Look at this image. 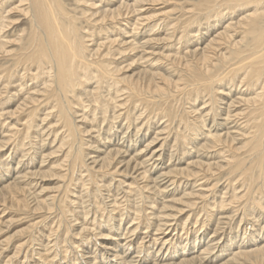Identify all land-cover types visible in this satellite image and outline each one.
I'll list each match as a JSON object with an SVG mask.
<instances>
[{"label": "bare ground", "instance_id": "bare-ground-1", "mask_svg": "<svg viewBox=\"0 0 264 264\" xmlns=\"http://www.w3.org/2000/svg\"><path fill=\"white\" fill-rule=\"evenodd\" d=\"M85 1H86V4L89 3L88 4L89 5L88 9H86L84 7H79V8L78 7H74V8L69 9L67 7V5L65 4V0H17L18 4L14 3V2L10 4L9 2H11V0H2V1L0 0V3H1L0 10L2 12V13H0L1 14L0 15V55L2 56V58L4 57L6 59L8 57L14 58L13 54H17L19 52L18 53L19 55L17 54L18 55V59H17L16 65H17V67L19 66V68L22 65H24V67H23L22 71L20 70V72H19V70H18V74H22L23 76L25 75L22 78L28 77V78H30L31 81L32 80H39V79L42 81V83H39L37 81V83H39L40 85L39 86L37 85L36 89H34L31 93H28L24 97L20 95L23 98L18 103L16 109L13 112H8V113H10L11 116H13V115L15 116L16 115L18 117V121H20V114L25 112L24 110H26V109H24V108H26L25 106H27V102L30 103V102L38 101L39 100L38 98H40V97H45V98L48 97L49 104H50V102H53V105H52L53 107L52 108L50 107V108L53 109L54 111H56V113H57V118L58 119L56 121V123H57L56 125L60 124L61 127L66 129V130L64 129L65 131H64V134L62 135L63 138H61L60 143H58L59 146H57L58 148L56 150V151H59L60 154L61 153L63 154V156H62L64 158L63 161L59 160L60 162H58L57 164H54V166H52V167H50L48 165L49 169H47V170H45L44 167H43L42 169H44V171L43 172L41 171V174L40 173L38 174L36 172V173H33L32 175H40V176H42L44 178H47V177L50 178V176H58V178H60V177L64 178L65 175H63L64 172L62 173L61 168H65L66 167V169L69 170V172H70V174L72 176H74L75 174L79 173V175H80L79 178L81 180L85 179V178H88L86 181L90 182V184H95V186L98 187L97 189L96 188L95 189L96 190L99 189V191L101 190V187H99V184H101L100 186H102V183L101 182L99 183V181L95 178V176H92L96 172L97 173H100V172L103 173L104 172L103 176H104V174H112L114 176L116 174H118V176L121 175V176H125V177L126 176H128V177L129 176H132V177L134 176V179L136 181H132L133 183H130L129 186H125V188L127 189L126 192H128V194L126 196L123 194L124 195L123 197L126 198V199H124L125 204H124V206H122L123 209L122 210L120 209V212H121L120 213V217H121V219L118 221V223H119L118 226L119 227L118 226L117 227L118 228L123 227L122 219H123V217L125 215L124 211L126 212V210L129 211V209H132L134 211V215L129 213L130 211L128 212L127 215L131 217V221H133V222L136 221V220L138 221L135 224V227L133 229H131V231H130V232H135L136 230H138L139 228H141V227H143L145 225L144 224L143 226L139 227V224L142 221V219L140 220V217L142 216V215L140 216V213L142 211L141 205L143 203L144 204L148 203V202H146L145 199L149 197V196H147V194H145L146 196L144 197V191L145 190H147V189H148V191L150 190L151 194L154 191H156L158 196H162L163 197L165 195L164 193H166L165 192L166 188L169 186V185H167L168 182H165V181H166L167 178H169V176L171 177V174H174V175L175 174H180V175L184 176L185 179L188 180L186 186L189 185V184H192V183H189V182H190L191 178H193L192 186H196L194 184L196 182H198V180H199L198 178L199 177L214 176L215 175V170L220 169V172H221L223 169H227L229 171V173L232 175V178H236L237 176H240L241 182L239 181V183L241 185L239 187H241V188L243 187V190L240 189L241 190L240 193H242V195L240 194V197H239V194H237V192H236L237 190L234 191L236 189V187L234 186V182H232L230 180V185H228V186H230V189L232 188L233 191L235 192L232 195L230 194L232 197L231 198H226L228 196V194H227V196L225 197L226 199L223 198L222 200L219 201V198L221 197V195H217V196H220V197L219 198L217 197L218 198V202H215L216 205L211 204L210 205L212 207L211 210H209L208 208L206 209V211H205L206 212V218H207V219L205 218L206 220H211L213 217H215V215L218 216L217 222L216 223L214 222L215 223V225H214L215 228L213 227L214 228L213 232H211L212 233L211 235L213 236V238L211 240H209L208 242L209 243L212 242V241L215 242L214 241L215 240V235L219 234L220 232L222 233V230L225 231L226 230V226H225L226 224H229V223L231 224V222L234 223L235 218H236V216H238V212H239L240 209H237L236 212H235L234 210L237 207L236 208L235 207L232 208L230 204H232L235 199L236 200L238 199V201H239V199L246 198L247 199V203H246V205L244 203V206L240 210V211H242V214L240 216L241 218H240L239 221L242 224H245L246 226L248 224H251V226L256 227V229H252V231H250V229H249L248 233L245 231L242 234V237L244 235L246 236V237H243V239L244 240L248 239V243H254V245H252V246H255V247L248 246V247H251V248H248L246 246L247 248H244L245 247L244 246L243 249H242V245L244 243L243 242L239 243L240 241L236 242L239 249L235 252V255H233L232 257L230 256V258H228L227 260H225L221 264H246V262L247 263L250 262V263H254V264H264V244L261 243L262 245H260V246H259V243L257 244V241L264 240L263 239L264 238V7L261 10L259 9L260 7H262L260 4L263 3V0H209V1H206V2L202 3L197 8V11L203 12L204 15L203 14L202 15L198 14L195 11L193 13V11H192L191 15H189V17L187 19L184 18L185 19L184 22L182 21L181 24H187V25L186 26L183 25L182 26L183 27L182 28L183 31L181 33L177 32V35L175 33V31L177 29L174 26H172L170 28H168V27L165 28V26H168V24L170 22L169 23L165 22V20H166V18L168 16L164 15L165 16L164 25H162V23H160V21L157 24H159V27L162 26L164 28V30L166 29L168 32L166 34H163L164 36L162 38H158V37L156 38V36H155V38L151 37L150 39H147V40H145L143 42H141L142 39H141V41L140 40H138V41L137 40L136 41L132 40L131 38H129L130 35L128 36V34H129L128 32H130V34H131V32H133V34H131V36L134 35L136 37V35H138L140 33L146 34L147 31H149L150 29H153L154 25L153 26L149 25V22H151L154 19V17L147 12L146 6H148V5L150 6L151 3H156V2L161 1V0H116V3H112L113 0H105L107 2H105L103 0H95V1H93V0L92 1L85 0ZM252 4H256V6L260 5V7L258 6L255 9L254 13L251 12L252 14H250V15L246 14V15L242 16L238 21L234 20L235 22L233 21L232 18H230L231 16H233L232 14L236 10L239 11V10H242L243 8L247 9V7H250ZM252 7H253V5H252ZM13 11H17V12L19 11V12L23 13L25 16L30 14L31 27L32 28H31V31H30V33H29V35H28V37L26 39H25V37L22 38V36L20 35V36L16 37L14 39V41L7 40V36L5 34H6V31H7V28L9 26H11V24H12V20H11L10 15H11V13ZM250 11L251 10H249V12ZM78 12L81 13L80 17L78 15ZM155 15H157V14H155ZM200 15L203 16L204 20H206V21L207 20L211 21V20L215 19V22H213L210 25L207 24L209 28H207V26H206L207 31H205V33L203 32L204 34L201 33L200 35L195 36V34L199 33L202 29L200 27L201 30L194 31L195 29L192 28L191 26H193L194 24H199V26H200V23H201L202 18H203V17L200 18ZM93 17H96V18H93ZM121 17H126L123 20L125 22L127 21L128 23H130L128 25H130V27H131V30H129L130 28L129 29L127 28L128 31H125V29L120 28L121 29V33L119 32L120 35L122 33L124 35L127 34L126 37L124 38V40L119 41V39H117V38L110 37L112 35L110 33V36L107 35L108 36L107 37V39H108L107 42L97 43L95 48H90L91 44L87 43L88 40L86 41V37L89 38V35L86 36L85 35L86 33L82 34V32H80L82 30V28L84 29V26H85V25L83 26V24H82V27L79 25L80 18H83V19L88 18L87 20H89V21H90L91 18H93V19H95V22H96V20H98V21L109 20L110 21V20H116V19L118 21L122 22V20H119V18H121ZM125 22H122V25ZM206 23H208V22H206ZM221 24H222L223 28L220 27L221 28L220 29L218 27ZM128 25H127V27H128ZM205 25L206 24L204 23L203 26H205ZM242 26H243V30H244V35L242 36L241 39L239 38L238 40H236L235 31H237L238 28L242 27ZM190 27L192 28V30L190 29ZM197 27H198V25H197ZM106 29H108V28H106ZM109 29H111V31H112V28H109ZM102 30H104V29H102ZM88 31H90V33H91V30H88ZM108 33H106V34H108ZM112 33H115V32H112ZM87 34H89V33H87ZM157 35H159V34H157ZM135 37H132V38H135ZM144 38H146V37H144ZM136 39H138V38H136ZM173 39H175V40H173ZM192 40H195L194 42H196V44L194 45L195 48L194 47H193V49L188 48L186 50V52H183V53H182V51L179 52L177 50V48H173V47L171 48V50H170V48H169V50L166 49V50H168L167 53H166L165 49H160L161 47L158 49L159 50L158 52H155V49L151 50V51H148V49H147L148 46H152V45H156V46L157 45H161L162 46V44H163L165 46V45H170L173 42H176L174 44L178 43L180 45V44L190 43V42H192ZM89 41H92V40H89ZM14 42L21 43L20 44V46H21L20 47V51H18L17 53H12V52H10L8 50L9 43H14ZM243 42H246V46H242L241 45ZM187 45H190V44H187ZM102 47L107 48L106 52L102 51ZM185 47H187V46H185ZM185 47H183V48H185ZM225 47H227V48H225ZM150 48H152V47H150ZM118 56H120V57H118ZM0 59H1V57H0ZM150 59H153V60H151V64L150 63L148 64L147 62ZM139 60H144L143 63H146L145 67L139 69V71H136V72L134 71L132 73H128V72H130L132 70L131 69L132 66L137 64L139 62ZM5 61H7V60H5ZM163 61H165V64H166V62H169L170 64H168V65H172V68L179 69L180 72L182 71L183 74H179L178 73L179 70H178L177 73L180 76L178 78H176L175 74H174L175 71L173 73V72H171L172 71L171 69L169 70L167 67H164L165 64L163 63ZM27 64L31 65L29 69H31L32 65H34V64L37 65L38 69L39 68L40 69L39 70L37 69V71H35L34 73L31 72V74H30V70L28 68H26V66H28ZM35 65H34V67H35ZM16 69H18V68H16ZM18 74H17V70H15V69L14 70H10V71H8L6 73V78H8L10 81L6 84V86L3 85V86H5L4 90L0 89V103H3L2 101H7V102L11 101V98L14 99L15 97H17V94H18L17 92L21 93L22 92L21 90H25V88L22 89L23 87H22V84L20 82L21 87L20 88L18 87L19 89L16 88L17 92L13 93V92H15L13 89H15V88L14 87L12 88V86H11L14 83V82L12 83L11 79L14 76H15L14 78L16 79ZM1 76H3V75H1ZM0 78H2V77H0ZM3 79H5V78H3ZM93 80L97 81L95 86H90L89 85L90 88H89V86H86L87 85L86 83L88 81H93ZM26 81L27 80H25V86L27 88H29L26 85V83H27ZM106 81L109 82V83H107ZM225 81H226L225 85L224 84L220 85V83H223ZM1 82H2V80H1ZM4 83H6V80H5ZM35 83H36V81H35ZM27 84H29V83H27ZM104 84H106V85H104ZM30 85H31V82H30ZM15 86H17V83H16ZM103 86H105V87H103ZM1 87H2V84L0 85V88ZM77 88H80V89L82 88L83 91L76 92ZM104 88H106V89L104 90ZM29 90H30V88H29ZM124 91H126V92H124ZM27 92H29V91H27ZM146 92H151L153 95L154 94H158L159 97H161L162 100H164L163 99L164 97L168 99L171 96L174 97L175 94L177 96V94L179 92H182L184 94V96H185V99L193 101L194 105H195L194 101H197L198 99H199V101H202V106H204L206 104H209V105H207V106H209L208 108L206 106H205L206 108L204 107L205 110H201L200 106H198L199 109L201 110V112L199 113V115L196 116V118H193L195 120H193L192 122H189L186 125L185 130H182L183 128L182 129L180 128V130H178L177 133L174 135L175 136V141H174V144H173L172 148H175L174 149L175 151H172L173 155L171 154L170 158H174L176 156V154L179 153V150L181 149V147H183L182 149H187V152H188L187 154L190 153L191 155L194 153V152L191 153L193 148L196 149V151L195 150L194 151L198 155L194 156L195 160H193L194 159L193 158L191 161H189L187 163L188 164L187 167H181V166L179 167V166H176V165L172 164V166H170V167L165 166V167L168 168L167 169L168 170L167 173H163V172L162 173L160 172L159 174L158 173L157 174L153 173V172L156 171L157 168H159L158 165L162 166V163H163V162L159 163V161L162 158V152L163 151L161 149H164V148H162V146H164L165 143H162L159 149L155 148L154 150L152 149L151 152H150V149L152 148V146H154V143L158 140V132L159 131L156 132V134L153 135L154 137H152L151 141H149L145 145V150L144 151L147 152L148 156L147 155L146 156L143 155L142 157H144V156L145 157L144 158L141 157L142 159L141 158L137 159V158L139 157L138 156L139 154L143 153V150L141 152L139 151L137 154H134V155H130L129 154L130 156H128L127 154L129 153V150L128 151L125 150V149L122 150L121 148H123V147H118L117 148L116 146L118 144L116 146L113 145L116 148H111L110 147L109 149H106L105 147H103L104 145L108 144V143H106V141H109V144L111 142V139H110L111 136L108 134L109 132H107L108 135H106V136H104V135L101 136L99 133L97 134V135H100V137L98 136L99 139H100V141H99L100 143L92 142L94 138H92V141H91L92 143L90 141H89L90 143L88 141H85L84 138H85L86 134L87 135L88 134H92V133L96 134V130H95V128H96L95 127V123L97 122L96 119L97 120H99V119L100 120L101 119H103V120L106 119L107 120V118L108 119L111 118L114 121V123H115V121H119V120L121 121L123 119L122 118L121 109H122L123 106H126V104L134 103V104H136V107L140 106V105H142V107H144L145 105L149 106L150 103H151L150 101H152V99L145 95ZM23 93L26 94L25 92H23ZM44 93L46 94V96L44 95ZM70 93L73 94V97L69 99ZM120 93H124L123 95L127 94V97L129 98V101H126V100L122 101V98H121L122 95ZM3 95H5V96L3 97ZM178 96H179V94H178ZM178 96H177V98H178ZM51 98L54 101H52V100L50 101ZM180 98H181V96H180ZM44 99H43V101H44ZM197 103H196V105H197ZM3 104H5V102ZM199 104H200V102H199ZM183 105H184V102H183ZM0 106H1V104H0ZM43 107H44V105H43ZM75 107H77V109H75ZM79 108L81 109L80 111H79ZM167 108H168V106H167ZM1 109L2 108H0V111H1ZM87 109H89V110H87ZM170 109H171V106H170ZM188 109H190V107H188ZM77 111H79V112L83 111L84 112L82 114V116L80 117L82 119V121H83L81 123L77 122L75 120V118H73V114H75ZM192 111H193V113L194 112L196 113L197 109H195V111L194 110H192ZM92 112H93V114H92ZM129 112H127V114H129ZM5 113H6V111H5ZM46 113H49V112H46ZM132 113H133V110H132ZM186 113H184V114H186ZM51 114H53L52 111L50 112L49 115L46 116L45 119L47 120L48 117ZM90 114H92V115H90ZM134 114H135V112H134ZM155 114H156V112H155ZM165 114H168V113H165ZM176 114H177V112H176ZM181 114H183V113H181ZM0 115L3 117L4 114L1 113ZM30 115L32 116L31 120L26 121L23 124V126L25 125V130L23 128L24 131L22 132V135L25 132L26 136H29L30 130H31V128H33V122L32 121H33V118H34L35 115H33L32 112L29 114V116ZM178 115H180V113H178ZM1 116H0V119L2 118ZM158 116H160V114ZM209 116H211L210 119H209ZM17 117L14 118V119H17ZM136 117H137V115H136ZM23 118H24V116H23ZM37 118L38 117H36V120H37ZM176 118H177V115H176ZM38 119H40V118H38ZM51 119H52V117H51ZM78 119H79V117H78ZM124 119L126 120L127 123L129 122V124L132 123V121H133V119L131 117L129 118V116L127 118L124 117ZM179 119H180V117L178 118V120ZM241 119H245V122L243 121V123H241V124L239 123L238 124L239 120H241ZM12 120H13V118H12ZM134 120H135V116H134ZM151 120H153V119H151ZM162 120H164V119H162ZM208 120H209L210 123H207ZM22 121L24 122V120H22ZM135 121H133V122H135ZM142 121H143V119H142ZM158 121H159V119H158ZM158 121H157V124H158ZM168 122L170 123V121H168ZM8 123L5 121L6 126H10ZM21 123H20V126H21ZM36 123H37V121H36ZM114 123L112 125H114ZM121 123H123V122H120V124ZM179 123H181V122H179ZM89 124H90V126H89ZM116 124L114 126V129L116 127ZM153 124H154V122H153ZM207 124L208 125L210 124V127H209V129L207 131H205V129H207L206 128ZM16 125L17 124L15 123L14 127ZM150 125H151V123H150ZM167 125H170V124H167ZM1 126H3V125H1ZM34 126H35V124H34ZM136 126H137V124H136ZM178 126H179V124H177V127ZM10 127H12V125ZM10 127H9V129L11 131V129L13 127L12 128H10ZM17 127H18V125H17ZM17 127H15V128H17ZM45 127L48 128V126H46V125H45ZM157 127H158V125H157ZM21 128H20V131L17 129V131H19V133L21 132ZM39 128H40V124H39ZM42 128L44 129V126ZM106 128H107V126H106ZM120 128H122L121 125H120ZM141 128H143V127L140 126V129H139L140 132L142 130ZM219 128L222 129V130H219ZM7 129H8V127H7ZM134 129H136V128L134 127ZM146 129H147V127H146ZM5 130H6V128H5ZM44 130H46V129H44ZM49 130L47 129V131H49ZM100 130H102L101 127H100ZM10 131H9V134H10ZM17 131H15L16 134L18 133ZM33 131H35V130H33ZM41 131H43V130H41ZM127 131H128V129H127ZM127 131H126V133H127ZM201 131H204L205 133L202 135L201 141L200 142H196V139L194 137L198 138V136H199L198 133L201 132ZM49 132L46 133L45 135L50 136L51 133H49ZM110 132H111V130H110ZM117 132H118V130H117ZM173 132H174V130H173ZM114 133H115V131H114ZM143 133H144V131H143ZM147 133H148V131H147ZM166 133H168V132H166ZM31 134H33V133H31ZM41 134L42 133H40V135ZM119 134H120V132H119ZM22 135H21V137H22ZM45 135H44V137H46ZM161 135H162V132H161ZM18 136H19V134H18ZM33 136H35V135H33ZM94 136L98 140V137H96V135H94ZM116 136H117V133H116ZM15 137H17V136H15ZM15 137H13V138H15ZM29 137H27V138H29ZM39 137H37V138H39ZM92 137H93V135H92ZM130 137H132V136H130ZM147 137H149V136L147 135ZM163 137H165V136H163ZM122 138H123V136H122ZM4 139H5V137H4ZM30 139H33V138H30ZM129 139L130 138H128V140ZM134 139H135V136H134ZM166 139L169 140L170 138L167 137ZM8 140H10V139H8ZM90 140H91V138H90ZM143 140H144V136H143ZM193 140L195 141V143L192 146H189L191 141H193ZM2 141H3V139L0 142V149L5 146ZM39 141H40V139L38 140V142ZM130 141H131V139H130ZM132 141H133V139H132ZM41 142L43 143V141H41ZM101 142H102V144H101ZM123 142H121V143H123ZM125 142H124V144H126V143L128 144V142H126V143ZM139 142H140V140H139ZM145 142H147V141H145ZM8 143H6V144H8ZM18 143H19V140L17 141V144ZM20 143H22V142H20ZM103 143H105V144L103 145ZM141 143H143V142H141ZM157 143H159V142H157ZM160 143H161V141H160ZM28 144L29 143H27V146H28ZM39 144H38V146H39ZM129 144H131V143H129ZM133 144H135V142ZM23 145H22V147H23ZM10 146H12V145L10 144ZM33 146H31V147L33 148ZM36 146H37V144H36ZM127 146L130 147L129 145H127ZM127 146L125 148H127ZM166 146L167 145H165V147ZM135 147H137V146H135ZM218 148H219V150H224V151L223 152L222 151L219 152V150H217ZM28 149H29V146H28ZM127 149H129V148H127ZM16 150H18V149H16ZM31 150L34 151L35 149H31ZM138 150H139V147H138ZM56 151L51 153L50 156L54 155V153H57ZM133 151H135V150H133ZM217 151H218V153H216ZM28 152L29 151H27V154H29ZM36 152H37V149H36L35 153ZM174 152H176V153H174ZM181 152L182 151H180V153ZM22 153H23V151H22ZM30 153H32V152H30ZM130 153H131V151H130ZM205 153H207V155ZM208 153H209V155H208ZM210 153H212L211 156H213L214 154L217 156V159H218L217 162H212L210 160V158H209ZM224 153H227L228 155L227 154L225 155ZM32 154H34V153H32ZM92 154L95 155V156H91ZM190 154H189L188 158H190ZM177 156H179V155H177ZM182 156H183V154H182ZM54 157H55V155H54ZM41 158H43V157L41 156ZM55 158H57V157H55ZM23 159H25V158H23ZM88 160H91V162L89 163ZM151 161H153V163ZM181 161L182 160H180V162ZM29 162H30V160H29ZM157 162H158V165H157V167H155V164ZM1 163L4 164V161L3 162L1 161ZM5 164L7 165V163H5ZM42 164H44V162ZM1 166H3V165L1 164ZM149 166H151V167H149ZM152 166H154V167H152ZM16 167H17V165H16ZM31 167L32 166H30L28 168H31ZM85 167H87V168L85 169ZM28 168H27V170H29ZM20 170H21V167H20ZM25 170H26V168H25ZM64 170L65 169H63V171ZM68 170H66V171H68ZM163 170H164V168H163ZM163 170L161 169V171H163ZM35 171H37V170H35ZM3 172L4 171H2V173ZM24 172H21V173L26 174ZM27 173H28V171H27ZM28 174H29V177H31L30 176L31 173H28ZM0 175H2V174H0ZM77 177L78 176H76V178ZM97 177L99 178L100 176L97 175ZM184 177H182V179ZM23 178H25L24 181H27L26 180L27 176H25ZM76 178H75V180H77ZM232 178H230V179H232ZM3 179H5L4 176H3ZM20 179L19 180L18 179H15V180L12 179L13 183L7 184L9 182L8 181L6 183V186H4L2 189H0V197L4 193H10V194H12L13 197L15 196V194H19L20 195L21 193L23 194L25 191L27 193V190L29 188L27 190H25L24 188H22V186L20 187L19 186V183L21 182ZM73 179H74V177H73ZM80 179H79V181H80ZM128 179H130V178H128ZM61 180H62V178H61ZM75 180H74V182H75ZM105 180L107 181V179H105ZM125 180L127 181L126 178H125ZM137 180H140V181H143V182L138 183L139 181H137ZM70 181H71V179H70ZM100 181H102L101 178H100ZM32 182H33V180H32ZM66 182H69V181L67 180ZM110 182H111V180H110ZM128 182H129V180H128ZM224 182H226V179H225ZM85 183H84V186L85 185L86 186L89 185V184H85ZM104 183H105V181H104ZM121 183H123V185H124L125 182L123 181ZM121 183H119V184H121ZM25 184H28V182L25 183ZM183 184H185V183H183ZM133 185L135 187H132ZM60 186H61V184H60ZM108 186H107V188H109ZM116 187H114V188H116ZM91 188H93V187L91 186ZM121 188H122V186H121ZM224 188L229 189V187H227V186L224 187ZM30 189H32V188H30ZM77 189H79V187ZM204 189H206V188H204ZM52 190L54 192V189H52ZM57 190H58V188H57ZM59 190H60V188H59ZM73 190H74V188H73ZM96 190H95V192H96ZM43 191L44 190H42L39 193H42ZM46 191L48 192V190H46ZM46 191H45V193H47ZM75 191H76V189L74 190V192ZM77 191L79 192V190H77ZM91 191H92V189H91ZM91 191H88L87 195H85V196L86 197L87 196H95V195H92L93 193H91ZM115 191H117V188H116ZM171 191L172 190H170V192ZM218 191H219V189H218ZM28 192H29V190H28ZM132 192H134L135 194L131 195ZM183 192L184 191H182V193ZM197 192H198L197 193L198 196H199V194H205L204 191H197ZM39 193L36 194V196H35V201H36V208L35 209L39 210V209L43 208V211H44V208H47L49 210L52 209L53 208L52 201H54V200L50 201L49 197L45 198V199H39L38 198L39 195L43 194V193L42 194H39ZM82 193L79 194V195L77 194L78 197H80L81 199L84 198L83 197L84 193L83 194ZM99 193H100V195H102L103 192L100 191ZM194 193L195 192H194V188H193V191H191L189 193H185L186 195L184 194L181 198H179L177 200H169L168 201V200L164 199L166 202L164 201L163 203H161L163 211L161 213H159L157 211L158 214H157V212H154V213L157 214V215L156 214H154V215H156L158 217V219H159V220L157 219L159 221L158 226H157L158 230H161V231L164 232L165 231L163 229L164 227H165V229L171 228L172 227V222L175 221L176 214L181 213V212L183 214V211H184L185 208L187 209V207L189 208V207H192L194 205V202L192 200L196 198V197L193 198L195 195L197 196V194L196 193L194 194ZM218 193L216 192V194H218ZM108 194L110 195L111 193H108ZM115 194H116V192H115ZM141 194H143V195L141 196ZM219 194H221V193H219ZM96 195H98V194L96 193ZM154 195H155V192H154ZM154 195H152V196H154ZM75 196H76V194H75ZM152 196H151V198H152ZM104 197L107 198V196H105V194H104ZM111 197L112 196H109V198H111ZM123 197H121V199ZM138 197L142 198V199H140V202H138ZM167 197H168V195H167ZM167 197H165V198H167ZM191 197L193 199H191ZM212 197H214V196H212ZM14 198H16V197H14ZM71 198H73V197H71ZM80 198H77L76 200L78 201ZM88 198H90V197H88ZM97 198H98V196H97ZM99 198H101V197H99ZM109 198H107V199H109ZM169 198H171V197H169ZM210 198L211 197H209L208 199H210ZM75 199L73 198V200H75ZM143 199L145 200V202L142 201L143 203L141 204V200H143ZM161 200H163V199H161ZM86 201L90 202L89 200H86ZM99 201L102 202V199L99 200ZM111 201H113V200H111ZM114 201L116 202V200H114ZM114 201L112 203H115ZM79 202L81 203V200L78 201L77 203H79ZM157 202H160V201L158 200ZM95 203H96V199H95ZM110 203L111 202H109V204ZM101 204H103V203H101ZM118 204L120 205V203H118ZM24 205L26 207L25 203H24ZM87 206L93 207L92 205H90V203L87 204ZM101 206H103V205H101ZM106 206H108V205H106ZM229 206L231 207V209H230L231 212L230 211L225 212V210H223V211L221 210L222 212H218V213L215 212L216 208L218 210V209H222V208H227ZM80 207H82L81 204H80V206L78 208H80ZM113 207H114V205H113ZM115 207H117V206H115ZM115 207L112 210H117V208H115ZM154 207H156V206H153V204H152V208L153 209H154ZM99 208H97V209L95 208L96 210H94L93 208L92 209H88L87 208L88 210L86 209L84 214L85 215H89L91 212L94 213L95 217L92 218V219L94 221H96V220H98L97 218L99 217L98 216L99 214L97 215V212H99ZM111 208H110V210H111ZM54 209H55V207H54ZM68 210L69 209H66V211H68ZM102 210H104V209H102ZM145 210H146V207H145ZM156 210H157V207H156ZM82 211H84V210H82ZM133 211H131V212H133ZM175 211H176V213H175ZM70 212H72V211H70ZM76 212L78 213V211H76ZM189 212H186V214L189 213ZM229 212H230V215H228ZM113 214H114V212H113ZM225 214H227V215H225ZM105 215H107V213ZM110 215L108 216V218H106L107 220H103L102 219V222L104 221L103 223H107V224H108V221L112 222L113 218L116 217V216H114V215L110 216ZM152 215L153 214H150V216H152ZM154 215H153V217H154ZM204 215H205V213H204ZM68 217L69 216H67V218ZM85 217H87V216H85ZM117 217H118V214H117ZM187 217L191 218L192 216H187ZM199 217L200 216H198V218ZM99 218L101 219V216ZM125 218H127V216ZM251 218L253 220H249ZM42 219H44V218H42ZM68 219H70V218H68ZM215 219H216V217H215ZM74 220H72V221H74ZM114 220H116V219H114ZM147 220H148V217H147ZM149 220H148V222H149ZM186 220H187V218H186ZM188 220L190 222V219H188ZM192 220L193 219L191 218V221ZM224 220H227L228 222H226ZM236 220H238V219L236 218ZM51 221H52V219H51ZM88 221H89V219H88ZM99 221H101V220H99ZM151 221L152 220H150V222ZM154 221L155 220H153V222ZM197 221H198V219L196 220V223H197ZM213 221H216V220H213ZM239 221H237V222H239ZM60 222H61V220H60ZM76 222H78V221H76ZM115 222H117V221H115ZM155 222H157V221H155ZM180 222H182V221H179V223ZM81 223H83V222H81ZM91 223H92V221H91ZM202 223H204V224H202L204 226L205 225V220L202 221ZM72 224H73V222H72ZM97 224L99 225V223H97ZM152 224H153L152 222H151V224L149 223V225H152ZM43 225H44V223H43ZM59 225H61V223ZM74 225H76V224H74ZM80 225H82V224H80ZM87 225H88V223H87ZM124 225H125V223H124ZM207 225L209 226V224H207ZM222 225H224V226H222ZM237 225H239V223ZM82 226H84L83 230L85 232V230H86L85 226L86 225H82ZM147 226H148V224H147ZM198 226H199V224H198ZM69 227H71L70 223H69ZM110 227H112V226H110ZM128 227H130V226H128ZM95 228H93V230H95ZM98 228H100V226ZM107 228H109V227H107ZM182 228L184 229V228H186V226H183ZM182 228H180V229H182ZM202 228H204V227H202ZM104 229L105 228H104V225H103V228L101 229V231L104 230ZM145 229H146V226H145ZM176 229H178V228H176ZM80 230H82V229H80ZM80 230H78V233H79ZM88 230H90V229H88ZM88 230H86V231H88ZM207 230H208V228H207ZM71 231H72V229H71ZM168 231H170V230H168ZM173 232L171 234H173ZM186 232H187V230H186ZM42 233L45 234L43 231H42ZM101 233L102 232L99 231V234H101ZM61 234H63V232ZM118 234H121V233L118 232ZM122 234L124 235V233H122ZM143 234H144V232H143ZM163 234H165V233H163ZM195 234H194V237H195ZM233 234L234 233H232V235ZM255 234H257V236H255ZM92 235H91V237L94 236V235L93 236ZM102 235H104V236L106 235V237H107L109 235V233H106V234L104 233ZM114 235H116V234H114ZM130 235L132 236V234H130ZM237 235H239V232H238ZM95 236H97V235L95 234ZM137 236L140 237L141 235H137ZM187 236H189V234H187ZM52 237H53V235H52ZM70 237H72V236H70ZM83 237H86V234ZM124 237H126V236H124ZM127 237L130 238V236H127ZM144 237H146V236H144ZM148 237H150V236L148 235ZM227 237H228V234H227ZM237 237L238 236H231L229 240H226V241H229L227 244L230 243V246H231L233 243H235V241H237ZM63 238H65V237H63ZM87 238H88V236H87ZM93 238H95V237H93ZM96 238H99V237H96ZM113 238H115V237H113ZM116 238H118L117 241L115 240L116 241V246L118 245V247H119L120 244L121 245L123 244L122 245L123 248H124V245H126L128 243H129V246L132 245V241L135 239V237H134V239H132V241L129 240V242H128V241H125L126 239L119 240L120 239L119 237H116ZM141 238H142V236H141ZM206 238H208V236H204V235L200 236V237L196 236L194 241L192 242L193 245H192L191 248H193L195 246L197 247V245L200 244V243L202 244L203 243L202 241H205ZM38 239L40 240L41 236H39ZM55 239L53 241H55ZM82 239H81V241H82L81 243H83V241L85 242V240H82ZM143 239H147V238H143ZM143 239H141V242H139V240H138V242L135 240L136 241V246H137V249H138V250H136L137 253H140L142 251L143 247H144V244H143L144 240ZM169 239H170V241H173V237H170ZM75 240H74V242H75ZM108 240H109V238H108ZM115 241H113V242H115ZM186 241H187L186 239L185 240L182 239V240L176 241L177 242L176 244L173 243L174 245H176L175 248L177 247V245H182L183 249H182L181 253H179L176 256L177 257H182L183 259H180L178 261H173V260L176 259V258H174L173 260H171L172 262H167L166 264H199V263L201 264V262L205 259V257L202 258L201 255H197V256H194V257H190V258L186 257V256H188V255L185 254L186 250H187L186 248H187V246L189 248L188 244L190 243V242H188V241L186 242ZM27 242H28V240H27ZM208 242H207V244H205V246L208 245ZM40 243H43V242H40ZM95 243H97V242L95 241ZM217 243L215 245H217ZM236 243L233 244V245L236 246ZM44 244H45V242H44ZM76 244H78V243H76ZM103 244H105V245H103ZM103 244H102L103 248H105L108 245V243H103ZM133 244H135V242ZM201 244H200V246H201ZM21 245L15 247L16 250L14 252V255L8 257L7 261L11 262L13 258L17 257V255L20 253V251L22 249ZM202 245H204V244H202ZM233 245H232V248L235 247ZM40 246H41V244H40ZM40 246H39V248H40ZM65 246H64V248L67 247V246L66 247ZM72 246H73V244H72ZM89 246H91V245H89ZM108 246H110V245H108ZM108 246H107V248L110 249L109 252H112L111 250H114V249H112V248H110ZM111 246H112V244H111ZM116 246H113V248L114 247L116 248ZM149 246L150 247L148 249L153 247L151 245H149ZM96 248H97V246H96ZM103 248H102V251H103ZM168 248H170V250H172L171 247H168ZM48 249H50V248H48ZM67 249H69V248H67ZM116 249H119V248H116ZM179 249H180V247H179ZM194 249H196V248H194ZM214 249H215V246L213 248L207 247L206 251L204 252L205 255L211 254ZM40 250H43V249H40ZM144 250H146V248ZM44 251H45V249H44ZM124 251H125V249H124ZM147 251H144V252L146 253ZM161 251L163 253V250H161ZM221 251L222 250H220V252ZM226 251L228 252L227 246L225 247V250H223L222 252H226ZM35 252H36V250H35ZM65 252H64V254H65ZM80 252H82V251H80ZM87 252H89V251H87ZM40 253H38V254H40ZM116 253L117 252H115V256H114L115 258H120L121 259L122 256H124L120 252H118L117 255H116ZM126 253H127V251H126ZM164 253H165V251H164ZM28 254L26 253V255H28ZM216 254H220V253H216ZM30 255H32V254H30ZM30 255L28 257H30ZM33 255H34V253H33ZM52 255H54V254H52ZM57 255H58V253H57ZM69 255L70 254H67V256L64 255L65 258H63V259L65 260L64 263H66V264L68 262L67 257ZM145 255H147V254H145ZM42 256H43V254H42ZM75 256H77V255L75 254L74 257ZM86 256H88V254ZM218 256L221 257V254L218 255ZM126 257H128V256H126ZM126 257L124 259L122 258V260L124 261L126 259ZM56 258H57V256H56ZM96 258H97V256L93 255L92 258L90 260H88V262H90V261H92L94 259L96 260ZM48 259H47V261H48ZM83 259H85V258H83ZM107 259H108V256L106 258V262H109V260H107ZM129 259H128V261H129ZM217 259H219V258L217 257ZM27 260H29V259H27ZM69 260H70V258H69ZM73 260H75V259H73ZM137 260H135L131 256V261H129V262L127 261L128 262L127 264H134ZM154 260H155V258H154ZM213 260H215V259H213ZM35 261H36V259H35ZM138 261H139L138 264H141L140 262H142V261H140V260H138ZM27 262H29V261H27ZM4 263H6V262H4ZM38 263H39V261H38ZM105 264H107V263H105ZM214 264H216V263H214Z\"/></svg>", "mask_w": 264, "mask_h": 264}, {"label": "rangeland", "instance_id": "rangeland-1", "mask_svg": "<svg viewBox=\"0 0 264 264\" xmlns=\"http://www.w3.org/2000/svg\"><path fill=\"white\" fill-rule=\"evenodd\" d=\"M2 1V0H1ZM88 1V0H87ZM90 1H92V0H90ZM93 1H95V0H93ZM103 1H105V0H103ZM206 1H209V0H161V1H158V2H156V3H151L150 4V6L148 7V6H146V10H147V12L150 14V15H152L153 17H154V19L151 21V22H149V25H154L153 26V29H150L149 31H147V33L146 34H142V33H140V34H138V35H136V37L134 36V35H132L131 36V34H133V32H131V34H130V32H128L129 34H128V36H129V38H131L132 40H140L141 41V39H142V41L141 42H143V41H145V40H147V39H150L151 37L152 38H155V36H156V38L158 37V38H162L164 35L163 34H166L168 31L165 29L164 30V28L161 26V27H159V24H157L159 21H160V23H162V25H164V20H165V16L167 15L168 17L166 18V20H165V22L166 23H169L168 24V26H165V28L166 27H168V28H170V27H172V26H174L176 29V31H175V33H176V35H177V32L178 33H181L182 31H183V25H187V24H181L182 23V21L184 22V18H188L189 17V15H191V13H192V11H193V13H194V11L196 12V13H198V14H203L204 15V13L203 12H199V11H197V8L202 4V3H204V2H206ZM16 3V4H18V2H17V0H11V2H9L10 4L11 3ZM105 2H107V1H105ZM109 2V1H108ZM111 2V1H110ZM164 2V3H163ZM168 2V3H167ZM112 3H116V0H113L112 1ZM65 4L67 5V7L69 8V9H71V8H74V7H84V8H86V9H88L89 8V3L88 4H86V1L84 0H65ZM153 4V5H152ZM252 5H253V7H252ZM250 7H247V9L246 8H243L242 10H236L232 15L233 16H231L230 18H232L233 19V21L235 20V21H238L242 16H244V15H246V14H248V15H250V14H252V13H254V11H255V9L259 6L260 7V5L262 6V7H260L259 9L261 10V9H263V7H264V0H263V3L262 4H260V5H258V6H256V4H252ZM0 6H1V3H0ZM256 6V7H255ZM159 8V9H158ZM249 10H251L250 12H249ZM163 11V12H162ZM165 11V12H164ZM162 12V13H161ZM190 12V13H189ZM246 12V13H245ZM249 12V13H248ZM252 12V13H251ZM0 13H2L1 12V10H0ZM159 13V14H158ZM238 13V14H237ZM155 14H157V15H155ZM1 15V14H0ZM78 15H79V17L81 16V13L80 12H78ZM163 15V16H162ZM165 15V16H164ZM200 15V18H202L203 16H201ZM10 17H11V20H12V24H11V26H9L8 28H7V31H6V36H7V40H10V41H14V39L16 38V37H18V36H22V38H24L25 37V39L28 37V35H29V33H30V31H31V18H30V14L29 15H27V16H25L23 13H21V12H17V11H13L12 13H11V15H10ZM161 17V18H160ZM93 18H96V17H93ZM93 18H91L90 19V21L89 20H87L88 18H86V19H83V18H80V20H79V25L82 27V24H83V26L85 25H87L86 27L84 26V29L82 28V30L80 31V32H82V34H85L86 36L87 35H89V38L88 37H86V41H87V43L88 44H91V46H90V48H95L96 47V45H97V43H104V42H107L108 41V39H107V35H109L110 36V33L112 34L110 37H113V38H117V39H119V41H121V40H124V38L126 37V35L127 34H119V32L121 33V29L120 28H122V29H125V31H128V29L129 30H131V27H130V25H128V24H130V23H128L127 21V23L123 20V19H125L126 17H121V18H119V20H122V22H125V23H123V25H122V22L121 21H118L117 19L116 20H106V21H98V20H96V22H95V19H93ZM163 18V19H162ZM214 19V18H213ZM158 20V21H157ZM169 20V21H168ZM113 21V22H112ZM173 21V22H172ZM204 21V22H203ZM212 21V22H211ZM204 20V17L202 18V21H201V23H200V26H199V24H194L193 26H191L192 28H194L193 30L194 31H196V30H201L199 33H196L195 34V36H198V35H200L201 33L202 34H204L205 33V31H207V28H209L208 27V25H210V24H212L213 22H215V19L214 20ZM234 21V22H235ZM93 22V23H92ZM121 22V23H120ZM172 22V23H171ZM179 22V23H178ZM206 22H208V23H206ZM114 23V24H113ZM204 23L206 24L205 26H203L204 25ZM126 24V25H125ZM180 24V25H179ZM208 24V25H207ZM125 25V26H124ZM127 25H128V27H127ZM197 25H198V27H197ZM101 26V27H100ZM195 26V27H194ZM206 26H207V28H206ZM98 27V28H97ZM179 27V28H178ZM190 27V29L192 30V28ZM200 27H201V29H200ZM223 28L222 27V24L218 27V28ZM92 28V29H91ZM106 28H108V29H106ZM109 28H112V31H111V29H109ZM117 28V29H116ZM128 28V29H127ZM220 28V29H221ZM86 29V30H85ZM99 29V30H98ZM102 29H104V30H102ZM114 29V30H113ZM159 29V30H158ZM181 29V30H180ZM88 30H91V33H90V31H88ZM98 30V31H97ZM107 30V31H106ZM116 30V31H115ZM104 31V32H103ZM111 31V32H110ZM109 32V33H108ZM112 32H115V33H112ZM118 32V33H117ZM123 32V31H122ZM170 32V31H169ZM204 32V33H203ZM87 33H89V34H87ZM106 33H108V34H106ZM17 34V35H16ZM104 34V35H103ZM148 34V35H147ZM156 34V35H155ZM157 34H159V35H157ZM240 34V35H239ZM91 35V36H90ZM114 35V36H113ZM154 35V36H153ZM244 35V30H243V26L242 27H239L238 28V30L237 31H235V38H236V40H238L239 38L241 39L242 38V36ZM139 36V37H138ZM150 36V37H149ZM102 37V38H101ZM106 39H105V38ZM132 37H135V38H132ZM144 37H146V38H144ZM9 38V39H8ZM122 38V39H121ZM136 38H138V39H136ZM140 38V39H139ZM144 38V39H143ZM12 39V40H11ZM99 39V40H98ZM89 40H92V41H89ZM105 40V41H104ZM129 40V39H128ZM173 40H175V39H173ZM196 40V39H195ZM195 40H192V42H190V43H185V44H174V43H176V42H173V43H171L170 45H163L162 44V46L161 45H152V46H148V51H151V50H154L155 49V52H158L159 50V48L160 49H168L169 50V48H170V50H171V48L173 47V48H177V50L180 52V51H182V53L183 52H186V50L188 49V48H190V49H193V47L195 48V44H196V42H194ZM94 41V42H93ZM204 42V41H203ZM20 44L21 43H17V42H14V43H9V46H8V50L10 51V52H12V53H17L18 51H20ZM187 44H190V45H187ZM203 44V43H202ZM242 46H246V42H243L242 44H241ZM185 46H187V47H185ZM150 47H152V48H150ZM181 47V48H180ZM183 47H185V48H183ZM105 47H102V51L103 52H106V49L107 48H105ZM157 48V49H156ZM225 48H227V47H225ZM12 49V50H11ZM168 50H166V53L168 52ZM19 53V52H18ZM17 53V54H18ZM17 54H13V57L14 58H11V57H8L7 59L6 58H2V56L0 55V57H1V59H0V77H2V78H0V85L2 84V87L0 88V89H3L4 90V87L6 86V84L10 81L8 78H6V73L8 72V71H10V70H17V74H18V70H19V72H20V70L22 71L23 70V67H24V65H22V66H20V68H19V66L17 67V65H16V63H17V59H18V55ZM16 55V56H15ZM118 57H120V56H118ZM5 60H7V61H5ZM151 60H153V59H150L147 63L149 64H151ZM14 61V62H13ZM4 62V63H3ZM130 62V61H129ZM144 62V60H139V62L137 63V64H135V65H133L132 66V70L130 71V72H128V73H132V72H136V71H139V69H141V68H144L145 67V65H146V63H143ZM13 63V64H12ZM163 63L165 64V61H163ZM12 64V65H11ZM160 64V63H159ZM168 64H170L169 62H166V64L164 65V67H167L169 70L171 69L172 71L171 72H173L174 73V71H175V77L176 78H178L180 75L179 74H183L182 73V71L180 72V70L179 69H176V68H172V65H168ZM28 65V64H27ZM35 65V64H34ZM34 65H32V67H31V69H29L30 68V66L31 65H28V66H26V68H28L29 70H30V74H31V72H35V71H37V69H38V67H37V65H35V67H34ZM163 65V64H162ZM37 67V68H36ZM16 68H18V69H16ZM149 68V67H148ZM2 69V70H1ZM40 69V68H39ZM38 69V70H39ZM34 70V71H33ZM178 70H179V72H178ZM179 74H178V73ZM1 75H3V76H1ZM15 75V74H14ZM20 75V76H19ZM5 76V77H4ZM16 76V75H15ZM14 76V77H15ZM19 76V77H18ZM18 76H17V78L15 79L14 77H12V83H13V85L15 84L16 85V83H17V86H13V85H11L12 86V88L14 87L15 89H13L15 92H13V93H16L17 91V89H19L20 87H21V84H22V89H24L25 88V90H21L22 92L20 93V92H17L18 94H17V97H15L14 99L13 98H11V101H2L3 103L5 102V104H3V103H0L1 104V106H0V108H2L1 109V111H0V114L2 113V114H4L3 115V117L0 119L1 121V123H0V139L2 140L3 139V144L5 145L4 147H2L1 149H0V174H2L3 176H4V178L5 179H3V176L2 175H0V189H2L4 186H6V183L7 184H9V183H13V181H12V179H20V183H19V186L21 187L22 186V188H24L25 190H27L28 188V190H29V192H28V190H27V193H26V191L22 194H15V196L14 197H16V198H14L13 196H12V194H10V193H4L3 195H1V197H0V264H66V263H64V259L63 258H65L64 257V255L65 256H67V254H70L68 257H67V259H68V262H67V264L69 263V264H105V263H107V264H127L129 261H131V256L135 259V260H140V261H142V262H140L141 264H166L167 262H172L171 260H173L174 258H176L175 260H173V261H178V260H180V259H183L182 257H177L176 255H178L179 253H181V251H182V245H177V247L175 248V246L176 245H174V244H176L177 242L176 241H179V240H187L188 242H190L188 245H189V248H188V246H187V250H186V255H188V256H186V257H194V256H197V255H201V257L202 258H204L205 257V259L201 262V264H214V263H216V264H221V263H223L225 260H227L228 258H230V256L232 257L233 255H235V252L239 249L238 248V245H237V243L236 242H239V243H241V242H243L244 244L242 245V249H243V247L244 248H247L248 246H252V245H254V243H248V239H243V237H246L245 235L242 237V234L246 231L247 233L249 232V229H250V231H252V229H256V227H253V226H251V224H248L247 226L245 225V224H242L239 220H240V216H241V214H242V211H240L241 209H242V207L244 206V203H245V205H246V203H247V199L246 198H242V199H239V201L241 202H239L238 201V199L236 200H234V202L232 203V204H230L231 205V207L233 208V207H237L234 211L236 212V210L237 209H240L239 210V212H238V216H236V218L238 219V220H236V218H235V221L237 222V221H239V222H235L234 221V223H232L231 222V224L229 223V224H226L225 226H226V230L224 231V230H222V233L220 232L219 234H217V235H215V242H208L209 240H211L212 238H213V236L211 235L212 233L211 232H213V229L215 228V223L217 222V218H218V216L217 215H215V217H216V219H215V217H213L211 220H206L207 218H206V209L208 208L209 210H211V204H213V205H216V203L215 202H218V198L220 197V196H217V195H221V199L219 198V201L220 200H222L223 198H225L226 196H227V194H228V196L226 197V198H231L232 196V194H234L235 192L234 191H236L237 192V194H239V197H240V194L242 195V193H240L241 192V190H243V187L241 188V187H239L241 184L239 183V181L241 182V178H240V176H237L236 178H232V175L229 173V171L227 170V169H221L222 171L220 172V169H217V170H215V175L214 176H208V177H199L198 179V182H196L194 185H196V186H192V184H193V178H191V180H190V182L189 183H192V184H189V185H187L186 186V184H187V182H188V180H186L185 179V177L184 176H182V175H180V174H171V177L169 176V178H167L166 179V181L165 182H168V184L167 185H169L167 188H166V190H165V192L166 193H164L163 195L165 196V197H167V195H168V197L167 198H165L164 196L162 197V196H158L157 195V193H156V191H154L155 192V195H154V192L151 194V191L149 190L148 191V189L147 190H145L144 191V197L146 196L145 194H147V196H149L148 198H146L145 200H146V202H148V203H143V202H145V200L143 199V200H141V209H142V211H141V213H140V216L142 217H140V220L142 219V221H141V223L139 224V227H141V226H143L144 224V226L143 227H141V228H139L138 230H136L135 232H130L131 231V229H133L134 227H135V224L138 222L137 220L136 221H131V217L130 216H128L127 214H128V212L129 213H131L132 215H134V211L132 210V209H129V211L128 210H126V212L124 211V213H125V215H124V217H123V219H122V224H123V227H121V228H118L119 226H118V221L121 219V217H120V209L122 210L123 209V207L122 206H124V204H125V201H124V199H126V198H124L123 196L125 195H127L128 194V192H126L127 191V189L125 188V186H129V184L130 183H133L132 181H136L135 179H134V176L132 177V176H121V175H119L118 176V174H116L115 176L114 175H112V174H104V176H103V173L102 172H100V173H95L94 175H92V176H95V178L99 181V183L101 182L102 183V186H100L101 184H99V187H101V192H103L102 193V195H100V191H99V189L98 190H96L98 187H96L95 186V184H90V182H88V181H86L88 178H85V179H80L79 177H80V175H79V173L78 174H75L74 176H72L71 174H70V172H69V170L68 169H66V167L65 168H61V170H62V173L64 172V174L63 175H65V177L63 178V177H60V178H58V176H50V178L49 177H47V178H44V177H42V176H40V175H32L33 173H40L41 174V171L43 172L44 171V169L45 170H47V169H49V166L50 167H52V166H54V164H57L58 162H60V161H63V154L61 153H59V151H56L57 150V146H59V144L58 143H60V140H61V138H63L62 137V135L64 134V131L66 130L65 128H63V127H61L60 126V124L59 125H56L57 123H56V121H57V113H56V111H54L53 109H51L53 106V102H50V104H49V99H48V97H40V98H38L39 100L38 101H34V102H27V106H25L26 108H24V109H26V110H24L25 112H23L22 114H20V121L22 122H20V121H18V117L15 115H13V116H11L10 115V113H8V112H13L15 109H16V107H17V105H18V103L20 102V100L24 97V96H26L28 93H31L34 89H36V87H37V85L39 86L40 84L39 83H42V81L39 79V80H30V78H28V77H26V78H22V77H24L22 74H18ZM3 78H5V79H3ZM14 78V79H13ZM19 79V80H18ZM27 80L26 82L27 83H29V84H27L26 83V85L30 88V90H29V88H27L26 86H25V80ZM1 80H2V82H1ZM5 80H6V83H4L5 82ZM23 81V82H22ZM31 82V85H30V82ZM35 81H36V83H35ZM37 81L39 82V83H37ZM20 82H21V84H20ZM96 80H93V81H88L86 84V86H95L96 85ZM107 82V81H106ZM35 85H34V84ZM107 83H109V82H107ZM225 83H226V81L225 82H223V83H220V85L222 84H224L225 85ZM3 85H5V86H3ZM104 85H106V84H104ZM25 86V87H24ZM90 86H89V88H90ZM19 87V88H18ZM103 87H105V86H103ZM17 88V89H16ZM106 88H104V90H105ZM27 91H29V92H27ZM79 91H83V89L81 88H77V91L76 92H79ZM23 92H25L26 94H24ZM105 92V91H104ZM124 92H126V91H124ZM122 96H121V98H122V101H129V98L127 97V94L126 95H123L124 93H120ZM178 94H179V96H178ZM177 94V96H178V98H177V96H176V94H175V96L173 97V96H171L170 98H163L164 100H162L161 99V97H159V95L158 94H152L151 92H146V96H148L149 98H151L152 99V101H150L151 103H150V105L149 106H144V107H142V105H140V106H137L136 107V104H134V103H128V104H126V106H123L122 107V109H121V112H122V118L124 119V117L125 118H127L128 116H129V118L131 117L132 119H133V121H135V122H133L132 121V123H130L129 124V122L127 123L126 122V120L124 119H122L121 121L119 120V121H115V123H114V121L110 118V119H108L107 118V120L109 121H107L106 119L105 120H103V119H99V120H97L96 119V121L98 122H94L95 123V130H96V134L95 133H92V134H86V136H85V141H92V138H94L93 139V141L92 142H94V143H100L99 141H100V139H99V137H100V135L102 136V135H104V136H106V135H110L111 136V142H110V144H109V141H106V143H108V144H106V145H104L105 143H103V147H105L106 149H109L110 147L111 148H118V147H123V148H121L122 150L123 149H125V150H129V153L127 154L128 156H130V155H134V154H137L139 151L141 152L142 150H143V153H141V154H139L138 156V158L137 159H140L143 155H147V152H145L144 150H145V145L149 142V141H151V139H152V137H154L153 135H155L156 134V132H158V140L154 143V146H152V148L150 149V152H151V150L153 149H159L160 148V146H161V144L162 143H165L164 144V146H162V148H164V149H161L163 152H162V158H161V160L159 161V163H162V166H160V165H158V162L155 164V167H157V165H158V167L159 168H157L156 169V171L155 172H153V173H155V174H159L160 172L162 173H167V167H170V166H172V164H174V165H176V166H181V167H187V163L189 162V161H191L193 158H194V156L195 155H198L197 153H195V151H196V149L195 148H193V150H192V152L191 153H193L192 155L190 154V158H188L189 157V154H187L188 152H187V149H182L183 147H181V149L179 150V153L178 154H176V156L174 157V158H170V156H171V154L173 155V152L172 151H175L174 149L175 148H172L173 147V144H174V141H175V134L177 133V131L178 130H180V128L182 129V130H185V128H186V125L189 123V122H192L193 120H195V119H193V118H196V116L197 115H199V113L201 112V110H205V108L207 107H209V106H207V105H209V104H206V105H204V106H202V101H199V99L197 100V101H194V103H195V105H196V103H197V105L195 106L194 104H193V101H190V100H187V99H185V96H184V94L182 93V92H179ZM182 94V95H181ZM23 96V97H21V96ZM44 95L46 96V94L44 93ZM5 95H3V97H4ZM180 96H181V98H180ZM184 96V97H183ZM73 97V94H71L70 93V95H69V99L70 98H72ZM45 98V99H44ZM43 99H44V101H43ZM48 99V100H47ZM161 99V100H160ZM178 99V100H177ZM184 99V100H183ZM54 101L52 98L50 99V101ZM158 100V101H157ZM180 100V101H179ZM166 101V102H165ZM38 102V103H37ZM43 102V103H42ZM181 102V103H180ZM183 102H184V105H183ZM199 102H200V104H199ZM37 103V104H36ZM52 103V104H51ZM157 103V104H156ZM171 103V104H170ZM186 103V104H185ZM192 103V104H191ZM3 104V105H2ZM160 104V105H159ZM191 104V105H190ZM5 105V106H4ZM43 105H44V107H43ZM46 105V106H45ZM48 105V106H47ZM51 105V106H50ZM158 105V106H157ZM166 105V106H165ZM184 107H183V106ZM167 106H168V108H167ZM170 106H171V109H170ZM194 106V107H193ZM198 106H200V109H199V107ZM202 106V107H201ZM206 106V107H205ZM35 107V108H34ZM43 109H42V108ZM51 107V108H50ZM126 107V108H125ZM136 107V108H135ZM140 107V108H139ZM142 107V108H141ZM157 107V108H156ZM188 107H190V109H188ZM196 107V108H195ZM205 107V108H204ZM244 107V106H243ZM34 108V109H33ZM156 108V109H155ZM159 108V109H158ZM166 108V109H165ZM186 108V109H185ZM204 108V109H203ZM32 109V110H31ZM36 109V110H35ZM48 109V110H47ZM75 109H77V107H75ZM133 110V113H132V110ZM135 109V110H134ZM170 109V110H169ZM178 109V110H177ZM195 109H197V111H196V113L194 112L193 113V111L192 110H194L195 111ZM81 109L79 108V111H80ZM87 110H89V109H87ZM139 110V111H138ZM156 110V111H155ZM176 110V111H175ZM184 112H183V111ZM191 110V111H190ZM5 111H6V113H5ZM38 111V112H37ZM52 111V113L54 114H51L49 117H48V119L46 120L45 118H46V116L47 115H49L50 114V112ZM54 111V112H53ZM79 111H77L75 114H73V118H75V120L77 121V122H83L82 121V119L80 118L81 116H82V114L84 113L83 111H81V112H79ZM86 111V110H85ZM132 113H130V112ZM156 112V114H155V112ZM164 111V112H163ZM166 111V112H165ZM179 111V112H178ZM181 111V112H180ZM33 113V115H35L34 116V118H33V128H31V130H30V134H29V136H26V134H25V132H24V134L22 135V132L25 130V125L23 126V124L26 122V121H29V120H31V115L29 116V114L30 113ZM46 112H49V113H46ZM88 112V111H87ZM120 112V111H119ZM127 112H129V114H127ZM134 112H135V114H134ZM145 112V113H144ZM148 112V113H147ZM162 114H161V113ZM171 112V113H170ZM176 112H177V114H176ZM187 112V113H186ZM190 112V113H189ZM28 113V114H27ZM81 113V114H80ZM158 113V114H157ZM165 113H168V114H164ZM178 113H180V115H178ZM181 113H183V114H181ZM184 113H186V114H184ZM46 114V115H45ZM92 114H93V112H92ZM92 114H90V115H92ZM147 114V115H146ZM155 114V115H154ZM160 114V116H158ZM196 114V115H195ZM10 115V116H9ZM39 115V116H38ZM135 116V120H134V116ZM136 115H137V117H136ZM154 115V116H153ZM168 115V116H167ZM174 115V116H173ZM176 115H177V118H176ZM9 116V117H8ZM23 116H24V118H23ZM43 116V117H42ZM133 116V117H132ZM145 116V117H144ZM157 118H156V117ZM7 117V118H6ZM17 117V119H14V118H16ZM22 117V118H21ZM36 117H38V118H40V119H38L37 118V120H36ZM51 117H52V119H51ZM78 117H79V119H78ZM152 117V118H151ZM161 117V118H160ZM167 117V118H166ZM169 117V118H168ZM180 117V119L178 120V118ZM186 117V118H185ZM210 117L211 116H209V119H210ZM5 118V119H4ZM12 118H13V120H12ZM42 118V119H41ZM102 118V117H101ZM139 120H138V119ZM141 118V119H140ZM173 118V119H172ZM8 119V120H7ZM142 119H143V121H142ZM150 119V120H149ZM151 119H153V120H151ZM158 119H159V121H158ZM162 119H164V120H162ZM22 120H24V122L22 121ZM54 120V121H53ZM166 120V121H165ZM5 121L11 126L12 125V127H10V126H6V124H5ZM36 121H37V123H36ZM154 122V124H153V122ZM157 121H158V124H157ZM168 121H170V123L168 122ZM243 121L245 122V119H241V120H239V122H238V124L240 123H243ZM11 122V123H10ZM14 122V123H13ZM105 122V123H104ZM108 122V123H107ZM111 122V123H110ZM114 123V125H112L113 123ZM120 122H123V123H121L120 124ZM140 122V123H139ZM142 122V123H141ZM147 124H146V123ZM173 124H172V123ZM179 122H181V123H179ZM15 123L18 125V127H17V125L15 126V127H17V128H15L14 127V125H15ZM20 123H21V126H20ZM48 123V124H47ZM54 123V124H53ZM101 125H100V124ZM103 123V124H102ZM117 123V124H116ZM121 125V127L122 128H120V125ZM150 123H151V125H150ZM185 123V124H184ZM207 123H210L209 122V120H208V122ZM7 124V125H8ZM14 124V125H13ZM34 124H35V126H34ZM39 124H40V128H39ZM110 124V125H109ZM115 124H116V127H115V129H114V126H115ZM127 124V125H126ZM136 124H137V126H136ZM167 124H170V125H167ZM177 124H179V126L177 127ZM234 124V123H233ZM1 125H3V126H1ZM45 125L46 126H48V128H46L45 127ZM87 125V124H86ZM157 125H158V127H157ZM165 125V126H164ZM182 125V126H181ZM20 126V127H19ZM44 126V129H46V130H44L42 127ZM89 126H90V124H89ZM106 126H107V128H106ZM140 126H142L143 128H141L142 130H141V132H140ZM149 126V127H148ZM164 126V127H163ZM3 127V128H2ZM7 127H8V129H7ZM9 127L10 128H12L11 129V131H10V129H9ZM22 127V128H21ZM38 127V128H37ZM100 127H101V129L102 130H100ZM124 127V128H123ZM133 129H132V128ZM134 127L136 128V129H134ZM146 127H147V129H146ZM151 127V128H150ZM154 127V128H153ZM209 127H210V124L208 125L207 124V129H205V131H207L208 129H209ZM5 128H6V130H5ZM20 128H21V132L19 133V131H20ZM23 128H24V130H23ZM51 128V129H50ZM59 128V129H58ZM90 128V127H89ZM98 128V129H97ZM113 128V129H112ZM120 128V129H119ZM126 128V129H125ZM145 128V129H144ZM157 130H156V129ZM17 129L19 130V131H17ZM47 129L50 131H47ZM65 129V130H64ZM127 129H128V131H127ZM149 129V130H148ZM159 129V130H158ZM8 130V131H7ZM13 130V131H12ZM33 130H35V131H33ZM41 130H43V131H41ZM58 130V131H57ZM110 130H111V132H110ZM117 130H118V132H117ZM120 130V131H119ZM131 130V131H130ZM173 130H174V132H173ZM219 130H222V129H220L219 128ZM5 131V132H4ZM7 131V132H6ZM9 131H10V134H9ZM15 131H17L18 133L16 134L15 133ZM60 131V132H59ZM114 131H115V133H114ZM122 131V132H121ZM126 131H127V133H126ZM139 131V132H138ZM143 131H144V133H143ZM147 131H148V133H147ZM225 131V130H224ZM39 132V133H38ZM44 132V133H43ZM51 133L50 134V136H47V135H45L46 133ZM63 132V133H62ZM107 132H109L108 134H107ZM119 132H120V134H119ZM151 132V133H150ZM154 132V133H153ZM161 132H162V135L163 136H165V137H163L162 135H161ZM166 132H168V133H166ZM4 133V134H3ZM7 135H6V134ZM12 133V134H11ZM31 133H33V134H31ZM40 133H42L41 135H40ZM54 133V134H53ZM100 134V135H97V134ZM105 133V134H104ZM116 133H117V136H116ZM123 133V134H122ZM133 133V134H132ZM135 133V134H134ZM150 133V134H149ZM171 133V134H170ZM205 132L204 131H201V132H199L198 134H199V136H198V138H196V137H194L195 139H196V142H200L201 141V137H202V135L204 134ZM15 134V135H14ZM18 134H19V136H18ZM112 134V135H111ZM122 134V135H121ZM131 134V135H130ZM145 134V135H144ZM166 134V135H165ZM169 134V135H168ZM6 135V136H5ZM21 135H22V137H21ZM33 135H35V136H33ZM44 135L47 137H44ZM92 135H93V137H92ZM94 135H96V137H98V140H97V138H95V136ZM119 135V136H118ZM127 135V136H126ZM129 135V136H128ZM140 135V136H139ZM144 136V140H143V136ZM147 135L149 136V137H147ZM3 136V137H2ZM10 138H9V137ZM12 136V137H11ZM15 136H17V137H15ZM33 136V137H32ZM40 136V137H39ZM122 136H123V138H122ZM130 136H132V137H130ZM134 136H135V139H134ZM147 138H146V137ZM4 137H5V139H4ZM7 137V138H6ZM13 137H15V138H13ZM26 139H25V138ZM27 137H29V138H27ZM37 137H39V138H37ZM54 137V138H53ZM121 137V138H120ZM139 137V138H138ZM170 138L169 140L168 139H166V138ZM200 137V138H199ZM30 138H33V139H30ZM90 138H91V140H90ZM125 138V139H124ZM128 138H130L131 139V141H130V139L128 140ZM146 138V139H145ZM8 139H10V140H8ZM21 139V140H20ZM23 139V140H22ZM40 139V141L38 142V140ZM58 139V140H57ZM132 139H133V141H132ZM1 140H0V142H1ZM9 142H7V141ZM19 140V143L20 142H22V143H18L17 144V141ZM31 140V141H30ZM35 142H34V141ZM120 140V141H119ZM122 140V141H121ZM137 140V141H136ZM139 140H140V142H139ZM143 140V141H142ZM163 140V141H162ZM14 141V142H13ZM25 141V142H24ZM30 141V142H29ZM34 143H33V142ZM37 141V142H36ZM41 141H43V143L41 142ZM119 141V142H118ZM126 141V142H128V144L126 143V144H124V142ZM145 141H147V142H145ZM160 141H161V143H160ZM5 142V143H4ZM29 143L28 144V146H29V149H28V146H27V143ZM32 142V143H31ZM46 142V143H45ZM89 142V143H90ZM91 142V143H92ZM121 142H123V143H121ZM135 142V144H133ZM141 142H143V143H141ZM157 142H159V143H157ZM6 143H8V144H6ZM40 143V144H39ZM52 143V144H51ZM57 143V144H56ZM129 143H131V144H129ZM168 143V144H167ZM172 143V144H171ZM195 143V141L193 140V141H191V143H190V145L189 146H192L193 144ZM10 144L12 145V146H10ZM24 144V145H23ZM31 144V145H30ZM36 144H37V146H36ZM38 144H39V146H38ZM101 144H102V142H101ZM118 144V145H117ZM22 145H23V147H22ZM26 145V146H25ZM34 145V146H33ZM113 145H117L116 147L115 146H113ZM127 145H129L130 147H128ZM137 146V147H135V146ZM143 145V146H142ZM165 145H167L166 147H165ZM169 145V146H168ZM171 145V146H170ZM8 146V147H7ZM10 146V147H9ZM31 146H33V148L31 147ZM55 146V147H54ZM78 146V145H77ZM127 146V148H129V149H127V148H125ZM15 147V148H14ZM19 147V148H18ZM31 147V148H30ZM35 147V148H34ZM138 147H139V150H138ZM168 147V148H167ZM170 147V148H169ZM172 148V149H171ZM11 149V150H10ZM14 149V150H13ZM16 149H18V150H16ZM23 149V150H22ZM31 149H35L34 151L33 150H31ZM36 149H37V152L35 153V151H36ZM40 149V150H39ZM167 149V150H166ZM170 149V150H169ZM23 151V153H22V151ZM25 150V151H24ZM29 151L28 153L29 154H27V151ZM39 150V151H38ZM52 150V151H51ZM133 150H135V151H133ZM137 150V151H136ZM184 150V151H183ZM195 150V151H194ZM217 150H219V148L217 149ZM54 151H56L57 153H54V155H55V157H57V158H55L54 157V155H51L50 156V154L51 153H53ZM89 151V150H88ZM130 151H131V153H130ZM180 151H182L181 153L183 154V156H182V154L180 153ZM223 152L224 150H219V152ZM26 152V153H25ZM30 152H32V153H34V154H32V153H30ZM42 152V153H41ZM90 152V151H89ZM136 152V153H135ZM149 152V153H150ZM14 153V154H13ZM174 153H176V152H174ZM216 153H218V151L216 152ZM26 154V155H25ZM43 154V155H42ZM45 154V155H44ZM57 154V155H56ZM130 154V155H129ZM206 155H207V153H205ZM211 154L212 153H210V156H209V158H210V160L212 161V162H217L218 161V159H217V156L214 154L213 156H211ZM225 155L227 154V153H224ZM11 155V156H10ZM21 155V156H20ZM60 155V156H59ZM177 155H179V156H177ZM188 155V156H187ZM201 155V154H200ZM208 155H209V153H208ZM228 155V154H227ZM41 156L43 157V158H41ZM45 156V157H44ZM91 156H95V155H91ZM144 156V157H145ZM148 156V155H147ZM164 156V157H163ZM181 156V157H180ZM31 157V158H30ZM144 157H142V158H144ZM192 157V158H191ZM242 157V156H241ZM7 158V159H6ZM21 158V159H20ZM23 158H25V159H23ZM35 158V159H34ZM89 158V157H88ZM141 158V159H142ZM214 158V159H213ZM20 159V160H19ZM173 159V160H172ZM197 159V158H196ZM12 160V161H11ZM29 160H30V162H29ZM60 160V161H59ZM154 160V159H153ZM180 160H182L181 162H180ZM193 160H195V158L193 159ZM1 161L3 162L4 161V164L3 163H1ZM57 161V162H56ZM184 161V162H183ZM37 162V163H36ZM44 162V164H42V163ZM55 162V163H54ZM88 162L90 163L91 162V160H88ZM152 163H153V161H151ZM5 163H7V165L5 164ZM41 163V164H40ZM177 163V164H176ZM1 164L3 165V166H1ZM25 164V165H24ZM53 164V165H52ZM171 164V165H170ZM5 165V166H4ZM16 165H17V167H16ZM19 165V166H18ZM49 165V166H48ZM153 165V164H152ZM30 167V166H32L31 168H28V167ZM165 166H167V167H165ZM20 167H21V170H20ZM44 167V169H42ZM149 167H151V166H149ZM152 167H154V166H152ZM162 167V168H161ZM25 168H26V170H25ZM27 168L29 169V170H27ZM87 167H85V169H86ZM163 170V168H164V170L163 171H161V169ZM7 169V170H6ZM19 169V170H18ZM32 169V170H31ZM42 169V170H41ZM63 169H65L64 171H63ZM35 170H37V171H34ZM66 170H68V171H66ZM2 171H4L3 173H2ZM25 171V172H24ZM27 171H28V173H31L30 174V176L31 177H29V174L27 173ZM40 171V172H39ZM60 171V170H59ZM7 172V173H6ZM21 172H24V173H26V174H23V173H21ZM66 172V173H65ZM150 172V171H149ZM16 173V174H15ZM151 173V172H150ZM220 173V174H219ZM12 174V175H11ZM14 174V175H13ZM19 174V175H18ZM22 174V175H21ZM152 174V173H151ZM71 175V176H70ZM97 175H99L100 177L98 178L97 177ZM154 175V174H153ZM178 175V176H177ZM219 175V176H218ZM21 176V177H20ZM25 176H27V178H26V180L27 181H24L25 180V178H23V177H25ZM76 176H78L77 178H76ZM109 176V177H108ZM176 176V177H175ZM231 176V177H230ZM58 179H57V178ZM69 177V178H68ZM73 177H74V179H73ZM104 177V178H103ZM112 177V178H111ZM114 177V178H113ZM130 178V179H128V178ZM180 177V178H179ZM182 177H184L183 179H182ZM2 178V179H1ZM31 180H29V179ZM61 178H62V180H61ZM66 178V179H65ZM75 178L77 179V180H75ZM100 178L102 179V181H100ZM125 178L127 179V181L125 180ZM179 178V179H178ZM230 178H232V179H230ZM23 179V180H22ZM67 181H69V182H66L65 180ZM70 179H71V181H70ZM79 179H80V181H79ZM105 179H107V181L105 180ZM118 181H116V180ZM225 179H226V182H224L225 181ZM32 180H33V182H32ZM64 180V181H63ZM74 180H75V182H74ZM85 180V181H84ZM110 180H111V182H110ZM122 180V181H121ZM128 180H129V182H128ZM207 182H206V181ZM230 180L232 181V182H234V186L236 187V189L233 191V189L231 188L230 189V186H228V185H230ZM23 181V182H22ZM104 181H105V183H104ZM109 181V182H108ZM114 181V182H113ZM120 181V182H119ZM125 182L124 183V185H123V183H121V182ZM137 181H139L138 183H140V182H143V181H140V180H137ZM178 181V182H177ZM204 181V182H203ZM28 182V184H25V183H27ZM32 182V183H31ZM78 182V183H77ZM86 182V183H85ZM117 182V183H116ZM202 182V183H201ZM59 183V184H58ZM64 185H63V184ZM66 183V184H65ZM71 185H70V184ZM75 183V184H74ZM84 183L85 184H89V185H85L84 186ZM108 183V184H107ZM112 185H111V184ZM119 183H121V184H119ZM178 183V184H177ZM180 183V184H179ZM183 183H185V184H183ZM204 183V184H203ZM22 184V185H21ZM30 184V185H29ZM60 184H61V186H60ZM83 184V185H82ZM104 184V185H103ZM107 184V185H106ZM116 184V185H115ZM221 184V185H220ZM223 184V185H222ZM2 185V186H1ZM26 185V186H25ZM79 185V186H78ZM106 185V186H105ZM109 185V186H108ZM115 185V186H114ZM135 185V184H134ZM132 186V187H135V186ZM178 185V186H177ZM206 185V186H205ZM74 188V190L76 189V191L77 190H79V192L77 193L76 191V193L74 192V190H73V188ZM77 186V187H76ZM91 186L93 187V188H91ZM107 186L109 187V188H107ZM117 186V187H116ZM121 186H122V188H121ZM165 186V185H164ZM177 186V187H176ZM229 187V189H226V188H224V187ZM256 186V185H255ZM26 187V188H25ZM79 187V189H77ZM88 187V188H87ZM114 187H116L117 188V191H115L116 190V188H114ZM182 187V188H181ZM190 187V188H189ZM30 188H32V189H30ZM49 188V189H48ZM57 188H58V190H57ZM59 188H60V190H59ZM85 188V189H84ZM96 188V189H95ZM178 188V189H177ZM193 188H194V192L197 194L198 192L197 191H204V193L205 194H199V196H198V194H197V196L195 195L193 198H195V199H193L192 197H191V199H193L192 201L194 202V205L192 206V207H187V209L185 208L184 209V211H183V214H182V212L181 213H178V214H176V218H175V221H173L172 222V227L171 228H168V229H165V227L163 228L165 231L163 232V231H161V230H158V228H157V226H158V223H159V219H158V217L156 216L157 214H158V212L159 213H161L162 211H163V209H162V204L161 203H163L165 200H177V199H179V198H181L185 193H189V192H191V191H193ZM204 188H206V189H204ZM221 188V189H220ZM224 188V189H223ZM51 189V190H50ZM52 189H54V192H53V190ZM84 189V190H83ZM89 189V190H88ZM91 189H92V191H91ZM94 189V190H93ZM105 189V190H104ZM108 189V190H107ZM111 191H110V190ZM115 189V190H114ZM120 189V190H119ZM126 189V190H125ZM176 189V190H175ZM185 189V190H184ZM188 189V190H187ZM214 191H213V190ZM218 189H219V191H218ZM239 189V190H238ZM241 189V190H240ZM36 190V191H35ZM42 190H44L42 193H39V192H41ZM46 190H48V192L46 191ZM57 190V191H56ZM68 190V191H67ZM73 190V191H72ZM82 190V191H81ZM95 190H96V192H95ZM170 190H172L171 192H170ZM187 190V191H186ZM190 190V191H189ZM208 190V191H207ZM45 191L47 192V193H45ZM67 191V192H66ZM88 191H91V193H93L92 195H95V196H85V195H87V193H88ZM110 191V192H109ZM125 191V192H124ZM169 191V192H168ZM179 191V192H178ZM182 191H184L183 193H182ZM212 191V192H211ZM239 191V192H238ZM36 192V193H35ZM56 192V193H55ZM72 192V193H71ZM84 194H83V193ZM95 192V193H94ZM115 192H116V194H115ZM118 192V193H117ZM175 192V193H174ZM178 192V193H177ZM216 192L218 193H221V194H216ZM226 192V193H225ZM29 193V194H28ZM42 194V195H39V199H45V198H48L49 197V199H50V201H52V200H54V201H52V203H53V208L52 209H47V208H44V211H43V208L42 209H39V210H36L35 208H36V201H35V196H36V194ZM62 193V194H61ZM68 193V194H67ZM71 193V194H70ZM83 194V197L85 198H80V197H78V195L79 194ZM96 193L98 194V195H96ZM108 193H111L110 195L108 194ZM122 193V194H121ZM194 193V194H195ZM223 193V194H222ZM245 193V192H244ZM66 194V195H65ZM75 194H76V196H75ZM78 194V195H77ZM104 194H105V196H107V198H109V196H112L111 198H109V199H107L106 197H104ZM114 196H113V195ZM120 194V195H119ZM124 194V195H123ZM135 193L134 192H132V194L131 195H134ZM149 194V195H148ZM172 194V195H171ZM180 194V195H179ZM212 194V195H211ZM231 194V195H230ZM50 195V196H49ZM65 195V196H64ZM69 195V196H68ZM74 195V196H73ZM143 194H141V196H142ZM152 195H154V196H152ZM170 195V196H169ZM175 195V196H174ZM186 195V194H185ZM47 196V197H46ZM68 196V197H67ZM97 196H98V198H97ZM139 196V195H138ZM151 196H152V198H151ZM212 196H214V197H212ZM44 197V198H43ZM71 197H73L74 199L77 197V198H80L78 201H80L81 200V203L79 202V203H77L78 201L75 199V200H73V198H71ZM88 197H90V198H88ZM99 197H101V198H99ZM116 199H115V198ZM120 197V198H119ZM121 197H123L122 199H121ZM136 197V196H135ZM159 197V198H158ZM162 197V198H161ZM169 197H171V198H169ZM175 197V198H174ZM189 197V196H188ZM209 197H211L210 199H208ZM218 197V198H217ZM58 198V199H57ZM96 199V203H95V199ZM105 198V199H104ZM156 198V199H155ZM174 198V199H173ZM214 198V199H213ZM225 198V199H226ZM21 199V200H20ZM57 199V200H56ZM72 199V200H71ZM102 199V202H100L99 200H101ZM140 199H142V198H140V197H138V202H140ZM160 201V202H157L158 200ZM161 199H163V200H161ZM165 199V200H164ZM37 200V199H36ZM86 200H91L90 202H87ZM107 202H106V201ZM111 200H116V202L115 203H112L113 201H111ZM148 200V201H147ZM150 200V201H149ZM197 200V201H196ZM209 200V201H208ZM57 201V202H56ZM72 201V202H71ZM119 201V202H118ZM143 201V202H142ZM208 201V202H207ZM20 202V203H19ZM99 202V203H98ZM105 202V203H104ZM109 202H111L110 204H109ZM151 202V203H150ZM166 202V201H165ZM24 203L26 204V207H25V205H24ZM64 203V204H63ZM90 203V205H92L93 207H91V206H87V204H89ZM95 203V204H94ZM101 203H103V204H101ZM118 203H120V205L118 204ZM123 203V204H122ZM150 203V204H149ZM158 203V204H157ZM209 203V204H208ZM58 204V205H57ZM80 204H81V206L82 207H80V208H78L79 206H80ZM94 204V205H93ZM97 204V205H96ZM112 204V205H111ZM152 204H153V206H156L157 207V210H156V207H154V209L152 208ZM155 204V205H154ZM205 204V205H204ZM207 204V205H206ZM79 205V206H78ZM101 205H103V206H101ZM106 205H108V206H106ZM113 205H114V207L115 206H117V207H115V208H117V210H112L114 207H113ZM147 205V206H146ZM149 205V206H148ZM151 205V206H150ZM160 205V206H159ZM23 206V207H22ZM65 206V207H64ZM144 206V207H143ZM203 206V207H202ZM208 206V207H207ZM54 207H55V209H54ZM68 207V208H67ZM84 207V208H83ZM88 209H94V210H96L97 208H99V212H97V215L100 217L101 216V219L98 217L97 219L98 220H96V221H94L92 218H94L95 217V214L94 213H90L89 215H85L84 213H85V211H86V209L87 208ZM108 207V208H107ZM111 208V210H110V208ZM145 207H146V210H145ZM205 207V208H204ZM210 207V208H209ZM230 207V206H229ZM229 207H227V208H222V209H218L217 210V208L215 209V212L216 213H218V212H222L223 210H225V212H228V211H230V209H231V207L229 208ZM248 207V206H247ZM246 207V208H247ZM65 208V209H64ZM83 208V209H82ZM96 208V209H95ZM149 208V209H148ZM66 209H69L68 211L70 212V211H72V212H68V211H66ZM80 209V210H79ZM87 209V210H88ZM102 209H104V210H102ZM82 210H84V211H82ZM110 210V211H109ZM150 210V211H149ZM154 210V211H153ZM213 210V209H212ZM222 210V211H221ZM76 211H78V213L76 212ZM131 211H133V212H131ZM149 213H147V212ZM158 211V212H157ZM190 211V212H189ZM192 211V212H191ZM259 211V210H258ZM261 211V210H260ZM59 212V213H58ZM103 212V213H102ZM113 212H114V214H113ZM152 212V213H151ZM154 212H157V214L156 213H154ZM186 212H189V213H187L186 214ZM231 212V211H230ZM230 212L228 213V215H230ZM107 213V215H105ZM145 213V214H144ZM175 213H176V211H175ZM204 213H205V215H204ZM60 214V215H59ZM68 214V215H67ZM70 214V215H69ZM82 214V215H81ZM84 214V215H83ZM101 214V215H100ZM114 215V216H116V217H114L113 218V221L112 222H110V221H108V224L107 223H103L102 222V219L103 220H107L106 218H108V216L109 215ZM116 214V215H115ZM117 214H118V217H117ZM150 214H156V215H154V217H153V215L152 216H150ZM240 214V215H239ZM105 217H104V216ZM110 215V216H111ZM181 215V216H180ZM186 215V216H185ZM225 215H227V214H225ZM224 215V216H225ZM67 216H69L68 218H70V219H68L67 218ZM77 216V217H76ZM85 216H87V217H85ZM127 216V218H125ZM156 216V217H155ZM187 216H192L191 218L193 219L192 221H191V218H189V217H187ZM198 216H200L199 218H198ZM203 216V217H202ZM53 217V218H52ZM103 217V218H102ZM147 217H148V220L150 219V220H152L151 222L153 223L152 225H149V223L151 224V222H150V220H149V222H148V220H147ZM184 217V218H183ZM187 218V220H186V218ZM42 218H44V219H42ZM52 219V221H51V219ZM65 218V219H64ZM78 218V219H77ZM153 218V219H152ZM180 218V219H179ZM201 218V219H200ZM203 218V219H202ZM206 218V219H205ZM250 218V217H249ZM75 219V220H74ZM83 219V220H82ZM88 219H89V221H88ZM92 219V220H91ZM114 219H116V220H114ZM158 219V220H157ZM179 219V220H178ZM184 219V220H183ZM188 219H190V222H189V220ZM198 219V221H197V223H196V220ZM54 220V221H53ZM60 220H61V222H60ZM72 220H74V221H72ZM87 220V221H86ZM99 220H101V221H99ZM145 220V221H144ZM153 220H155V221H157V222H153ZM205 220V225L203 226L202 224H204V223H202V221H204ZM213 220H216V221H213ZM249 220H253L252 218L251 219H249ZM76 221H78V222H76ZM80 221V222H79ZM91 221H92V223H91ZM98 221V222H97ZM115 221H117V222H115ZM131 221V222H130ZM177 221V222H176ZM179 221H182V222H180L179 223ZM195 221V222H194ZM209 221V222H208ZM224 221H226V222H228L227 220H224ZM40 222V223H39ZM58 222V223H57ZM72 222H73V224H72ZM75 222V223H74ZM81 222H83V223H81ZM86 224H85V223ZM96 224H95V223ZM147 222V223H146ZM215 222V223H214ZM43 223H44V225H43ZM61 223V225H59ZM69 223H70V226L71 227H69ZM87 223H88V225H87ZM92 225H91V224ZM97 223H99V225L97 224ZM103 223V224H102ZM117 223V224H116ZM124 223H125V225H124ZM163 223V222H162ZM161 223V224H162ZM177 223V224H176ZM179 223V224H178ZM182 223V224H181ZM191 223V224H190ZM239 223V225H237ZM244 223V222H243ZM34 226H33V225ZM66 226H65V225ZM74 224H76V225H74ZM80 224H82V225H86L85 227V229L86 230H88V229H90V230H88V231H86L85 230V232H84V230H83V227L84 226H82V225H80ZM106 224V225H105ZM147 224H148V226H147ZM157 224V225H156ZM181 224V225H180ZM187 224V225H186ZM198 224H199V226H198ZM207 224H209V226L207 225ZM212 224V225H211ZM235 224V225H234ZM39 225V226H38ZM96 225V226H95ZM103 225H104V228L106 229H104V230H102L101 231V229L103 228ZM130 226V227H128V226ZM179 225V226H178ZM229 225V226H228ZM250 225V226H249ZM61 226V227H60ZM73 226V227H72ZM88 226V227H87ZM100 226V228H98ZM110 226H112V227H110ZM118 226V227H117ZM145 226H146V229H145ZM176 226V227H175ZM178 226V227H177ZM183 226H186V228H182ZM212 228H211V227ZM222 226H224V225H222ZM231 226V227H230ZM239 226V227H238ZM244 226V227H243ZM249 226V227H248ZM82 227V228H81ZM96 227V228H95ZM107 227H109V228H107ZM155 227V228H154ZM197 227V228H196ZM202 227H204V228H202ZM214 227V228H213ZM233 227V228H232ZM238 229H237V228ZM29 228V229H28ZM48 228V229H47ZM65 228V229H64ZM72 229V231H71V229ZM76 228V229H75ZM82 229V230H80V229ZM88 228V229H87ZM93 228H95V230H93ZM129 228V229H128ZM176 228H178V229H176ZM180 228H182V229H180ZM201 228V229H200ZM207 228H208V230H207ZM211 228V229H210ZM242 228V229H241ZM246 228V229H245ZM258 228V227H257ZM43 229V230H42ZM64 229V230H63ZM80 230L79 231V233H78V230ZM92 229V230H91ZM98 229V230H97ZM111 231H110V230ZM123 229V230H122ZM144 229V230H143ZM173 229V230H172ZM180 229V230H179ZM197 229V230H196ZM200 229V230H199ZM244 229V230H243ZM35 230V231H34ZM46 232H45V231ZM60 230V231H59ZM77 230V231H76ZM129 232H128V231ZM150 230V231H149ZM153 230V231H152ZM155 230V231H154ZM168 230H170V231H168ZM185 230V231H184ZM186 230H187V232H186ZM190 230V231H189ZM208 232H207V231ZM211 230V231H210ZM242 230V231H241ZM42 231L45 233V234H43L42 233ZM52 231V232H51ZM65 231V232H64ZM99 231L100 232H102L101 234H99ZM108 231V232H107ZM125 231V232H124ZM158 231V232H157ZM174 231V232H173ZM179 231V232H178ZM192 231V232H191ZM235 231V232H234ZM38 232V233H37ZM60 232V233H59ZM63 232V234H61ZM118 232L119 233H121V234H118ZM143 232H144V234H143ZM151 234H150V233ZM169 232V233H168ZM173 232V234H171ZM189 232V233H188ZM208 234H207V233ZM210 232V233H209ZM228 232V233H227ZM238 232H239V235H237L238 234ZM69 233V234H68ZM77 233V234H76ZM106 234V233H109V235L106 237V235L104 236V235H102V234ZM111 233V234H110ZM122 233H124V235L122 234ZM146 233V234H145ZM163 233H165V234H163ZM184 233V234H183ZM196 233V234H195ZM230 233V234H229ZM232 233H234L233 235H232ZM236 233V234H235ZM56 234V235H55ZM71 234V235H70ZM73 234V235H72ZM86 234V237H83L84 235ZM94 236H93V235ZM95 234L97 235V236H95ZM114 234H116V235H114ZM130 234H132V236L130 235ZM141 235L142 236V238H141V236L139 237V236H137V235ZM158 234V235H157ZM179 234V235H178ZM187 234H189V236H187ZM194 234H195V237L196 236H198V237H200V236H208V238H206V240L205 241H202L203 243L202 244H204V245H202L201 243V246H200V244H198L197 245V247L195 246V247H193V248H191L192 247V242L194 241V239H195V237H194ZM200 234V235H199ZM227 234H228V237H227ZM52 235H53V237H52ZM63 235V236H62ZM90 235V236H89ZM91 235L93 236V237H99V238H93V237H91ZM112 237H111V236ZM148 235L150 236V237H148ZM153 237H152V236ZM156 235V236H155ZM169 235V236H168ZM210 235V236H209ZM230 235V236H229ZM31 236V237H30ZM33 236V237H32ZM39 236H41V239L39 240L38 238H39ZM47 236V237H46ZM56 236V237H55ZM62 236V237H61ZM70 236H72V237H70ZM82 236V237H81ZM87 236H88V238H87ZM110 236V237H109ZM124 236H130V238H126V237H124ZM144 236H146V237H144ZM177 236V237H176ZM220 236V237H219ZM231 236H238L237 237V241H235V243H236V246L235 245H233V244H235V243H233L232 245L233 246H235V247H233L232 248V245L230 246V243L229 244H227L229 241H226V240H229L230 239V237ZM255 236H257V234H255ZM59 237V238H58ZM63 237H65V238H63ZM81 237V238H80ZM91 237V238H90ZM113 237H115V238H113ZM116 237H119L120 239L119 240H121V239H126L125 241H128L129 242V240H131L132 241V239H134V237H135V239L132 241V245H130L129 246V243L128 244H126V245H124V248H123V244L121 245H119V247H118V245L116 246V241L118 240V238H116ZM139 237V238H138ZM162 237V238H161ZM164 237V238H163ZM167 237V238H166ZM170 237H173V241H170ZM189 237V238H188ZM192 237V238H191ZM36 238V239H35ZM52 240H51V239ZM56 238V239H55ZM80 240H79V239ZM83 238V239H82ZM108 238H109V240H108ZM112 240H111V239ZM143 238H147V239H143ZM176 238V239H175ZM185 238V239H184ZM217 238V239H216ZM228 238V239H227ZM55 239V241H53ZM59 241H58V240ZM63 239V240H62ZM71 239V240H70ZM76 239V240H75ZM81 239L82 240H85V242L83 241V243H81L82 241H81ZM95 239V240H94ZM103 241H102V240ZM107 239V240H106ZM141 239H143L144 240V242H143V244H144V247H143V249H142V251L140 252V253H137V251L136 250H138L137 249V246H136V241L138 242V240H139V242H141ZM158 239V240H157ZM166 239V240H165ZM223 239V240H222ZM264 239V238H263ZM27 240H28V242H27ZM38 240V241H37ZM57 240V241H56ZM65 240V241H64ZM73 240V241H72ZM74 240H75V242H74ZM79 240V241H78ZM91 240V241H90ZM116 240V241H115ZM136 240V241H135ZM146 240V241H145ZM162 240V241H161ZM190 240V241H189ZM220 240V241H219ZM47 241V242H46ZM53 241V242H52ZM90 241V242H89ZM95 241L97 242V243H95ZM113 241H115V242H113ZM152 241V242H151ZM165 243H164V242ZM169 243H168V242ZM186 241V242H187ZM224 241V242H223ZM31 242V243H30ZM34 242V243H33ZM40 242H43V243H40ZM44 242H45V244H44ZM55 242V243H54ZM58 242V243H57ZM62 242V243H61ZM88 242V243H87ZM110 242V243H109ZM135 242V244H133ZM155 242V243H154ZM206 242V243H205ZM207 242H208V245L207 246H205V244H207ZM218 242V243H217ZM54 243V244H53ZM64 243V244H63ZM76 243H78V244H76ZM91 243V244H90ZM100 245H99V244ZM103 243H108V245H110V246H108V247H110V248H112V249H114V250H111L112 252H109L110 251V249L109 248H107V246L105 247V248H103V245H105V244H103ZM147 243V244H146ZM161 243V244H160ZM174 243V244H173ZM217 243V245H215ZM259 243V246L260 245H262V244H264V240H261V241H257V244ZM262 243V244H261ZM22 244V245H21ZM40 244H41V246H40ZM63 244V245H62ZM67 244V245H66ZM72 244H73V246H72ZM83 246H82V245ZM98 244V245H97ZM103 244V245H102ZM111 244H112V246H111ZM151 245V246H153L152 248H150V249H148L150 246L149 245ZM159 244V245H158ZM246 244V245H245ZM256 244V243H255ZM19 245H21L22 246V249H21V251H20V253L17 255V257H15V258H13L12 259V261L11 262H9V261H7L8 259V257H10V256H12V255H14V252H15V250H16V248L15 247H17V246H19ZM30 245V246H29ZM40 246V248H39V246ZM44 245V246H43ZM56 245V246H55ZM67 247H66V246ZM69 245V246H68ZM88 245V246H87ZM89 245H91V246H89ZM97 246V248H96V246ZM148 247H147V246ZM167 245V246H166ZM219 245V246H218ZM48 248H50V249H48ZM64 246L66 247V248H64ZM81 246V247H80ZM101 248H100V247ZM113 246H116V248H119V249H116L115 247L113 248ZM126 246V247H125ZM146 246V247H145ZM155 246V247H154ZM180 247V249H179V247ZM215 246V249L213 250V252L211 253V254H208V255H205V251H206V249H207V247H211V248H213ZM217 246V247H216ZM227 246V248H228V252L226 251V252H222L223 250H225V247ZM247 246V247H246ZM5 247V248H4ZM25 247V248H24ZM164 247V248H163ZM167 247V248H166ZM168 247H171V249L172 250H170V248H168ZM252 247H255V246H252ZM2 248V249H1ZM7 248V249H6ZM31 248V249H30ZM35 248V249H34ZM67 248H69V249H67ZM80 248V249H79ZM102 248H103V251H102ZM108 250H107V249ZM122 248V249H121ZM127 248V249H126ZM130 248V249H129ZM146 248V250H144ZM194 248H196V249H194ZM222 248V249H221ZM248 248H251V247H248ZM27 249V250H26ZM29 249V250H28ZM40 249H43V250H40ZM44 249H45V251H44ZM91 249V250H90ZM124 249H125V251H124ZM155 249V250H154ZM3 250V251H2ZM35 250H36V252H35ZM86 250V251H85ZM149 252H148V251ZM161 250H163V253H162V251ZM169 250V251H168ZM175 250V251H174ZM198 250V251H197ZM219 250V251H218ZM220 250H222L221 252H220ZM31 253H30V252ZM34 251V252H33ZM43 251V252H42ZM67 253H66V252ZM80 251H82V252H80ZM87 251H89V252H87ZM94 251V252H93ZM101 251V252H100ZM106 251V252H105ZM126 251H127V253H126ZM144 251H147L146 253L144 252ZM151 251V252H150ZM161 251V252H160ZM164 251H165V253H164ZM201 251V252H200ZM22 252V253H21ZM43 254V256H42V254ZM64 252H65V254H64ZM69 252V253H68ZM115 252H120L122 255H124V256H122V258L124 259L126 256H128V257H126V259L123 261L122 260V258L120 259V258H115L114 256H115ZM153 252V253H152ZM26 253L28 254V255H26ZM33 253H34V255H33ZM38 253H40V254H38ZM50 255H49V254ZM57 253H58V255H57ZM85 253V254H84ZM93 253V254H92ZM117 253H116V255H117ZM124 253V254H123ZM201 253V254H200ZM216 253H220L221 254V257L220 256H218V255H220V254H216ZM228 253V254H227ZM231 255H230V254ZM30 254H32V255H30ZM47 254V255H46ZM52 254H54V255H52ZM77 255V256H75L74 257V255ZM88 254V256H86ZM91 254V255H90ZM106 254V255H105ZM145 254H147V255H145ZM165 254V255H164ZM171 254V255H170ZM194 254V255H193ZM203 254V255H202ZM207 254V253H206ZM23 255V256H22ZM26 255V256H25ZM30 255V257H28ZM38 255V256H37ZM93 255H96L97 256V258H96V260L94 259V260H92V261H90V262H88V260H90L91 258H92V256ZM100 255V256H99ZM158 255V256H157ZM169 255V256H168ZM212 255V256H211ZM223 255V256H222ZM226 255V256H225ZM47 256V257H46ZM56 256H57V258H56ZM91 256V257H90ZM107 256H108V259L107 260H109V262H106V258H107ZM142 256V257H141ZM149 258H148V257ZM157 256V257H156ZM207 256V257H206ZM25 259H24V258ZM28 257V258H27ZM90 257V258H89ZM99 257V258H98ZM161 257V258H160ZM214 257V258H213ZM217 257L219 258V259H217ZM29 259V260H27V259ZM48 259V261H47V259ZM69 258H70V260H69ZM72 258V259H71ZM83 258H85V259H83ZM102 258V259H101ZM114 258V259H113ZM130 258V259H129ZM154 258H155V260H154ZM3 259V260H2ZM16 259V260H15ZM31 259V260H30ZM35 259H36V261H35ZM38 259V260H37ZM44 259V260H43ZM66 259V260H67ZM73 259H75V260H73ZM81 259V260H80ZM120 259V260H119ZM128 259H129V261H128ZM164 259V260H163ZM213 259H215V260H213ZM27 262V261H29V262H25V261ZM35 262H34V261ZM50 260V261H49ZM136 261L134 264H138V262L139 261ZM168 260V261H167ZM208 260V261H207ZM38 261H39V263H38ZM56 261V262H55ZM78 261V262H77ZM128 261V262H127ZM157 261V262H156ZM211 261V262H210ZM216 261V262H215ZM220 263H219V262ZM4 262H6V263H4ZM46 262V263H45ZM92 262V263H91ZM98 262V263H97ZM126 262V263H125ZM214 262V263H213ZM200 264V263H199ZM246 264H254V263H250V262H246Z\"/></svg>", "mask_w": 264, "mask_h": 264}]
</instances>
